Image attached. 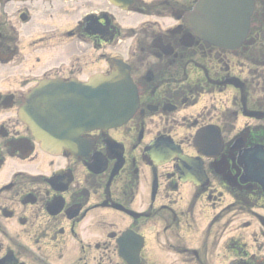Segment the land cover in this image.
I'll return each instance as SVG.
<instances>
[{"label":"flooded vegetation","instance_id":"flooded-vegetation-1","mask_svg":"<svg viewBox=\"0 0 264 264\" xmlns=\"http://www.w3.org/2000/svg\"><path fill=\"white\" fill-rule=\"evenodd\" d=\"M197 1L0 0V264H264V178L250 171L264 177V0L232 50L186 25ZM115 58L138 91L134 117L84 134L74 154L43 152L23 99L42 81L108 75ZM209 127L216 151H196ZM160 138L200 161L156 165L145 151Z\"/></svg>","mask_w":264,"mask_h":264},{"label":"water","instance_id":"water-1","mask_svg":"<svg viewBox=\"0 0 264 264\" xmlns=\"http://www.w3.org/2000/svg\"><path fill=\"white\" fill-rule=\"evenodd\" d=\"M201 10L207 18L201 20L197 28L200 26L204 34L206 31L209 41L226 47L239 33L231 35L229 31H241L244 18L248 24L252 7L239 0H201L196 11ZM192 24L196 27L194 22ZM213 24L221 26L220 30L229 35L214 36ZM136 107V93L127 73L115 68L110 77L94 78L86 87L44 82L24 100L20 118L43 149L54 154L62 149H73L85 132L124 124ZM198 139L201 140V136Z\"/></svg>","mask_w":264,"mask_h":264},{"label":"rangeland","instance_id":"rangeland-1","mask_svg":"<svg viewBox=\"0 0 264 264\" xmlns=\"http://www.w3.org/2000/svg\"><path fill=\"white\" fill-rule=\"evenodd\" d=\"M90 8H92V7H90ZM90 8L83 9L81 12H83V11L84 12H87V10H90ZM71 13L72 12L68 13L65 16L58 17L56 19V23H55L56 28H58V29H64V28L70 27L73 24V21H77L79 19V16L81 15V13L80 14L79 13H76V12H74L72 14ZM2 17H3L2 9H0V19H2ZM59 54L60 53H58V54H56L54 56L58 57ZM50 59L51 58H49V60ZM46 61H48V60H46Z\"/></svg>","mask_w":264,"mask_h":264}]
</instances>
